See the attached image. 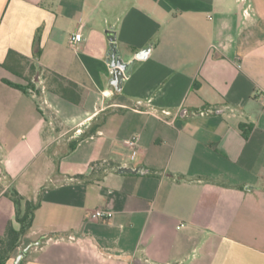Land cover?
Here are the masks:
<instances>
[{"label": "crops", "instance_id": "obj_1", "mask_svg": "<svg viewBox=\"0 0 264 264\" xmlns=\"http://www.w3.org/2000/svg\"><path fill=\"white\" fill-rule=\"evenodd\" d=\"M107 30L147 48L120 90ZM35 40L29 85L2 63ZM262 90L264 0H0V234L14 187L38 203L20 264H264Z\"/></svg>", "mask_w": 264, "mask_h": 264}, {"label": "trees", "instance_id": "obj_2", "mask_svg": "<svg viewBox=\"0 0 264 264\" xmlns=\"http://www.w3.org/2000/svg\"><path fill=\"white\" fill-rule=\"evenodd\" d=\"M34 59L30 60L10 49L2 65L11 72L21 76L29 85L35 76H38L40 68L34 63L40 54L39 43L35 40ZM53 90L63 98L75 101L77 85L55 73H47ZM10 85L24 90L27 86L7 81ZM247 136V133H244ZM1 191V189H0ZM8 197L15 209L14 220H8L4 232L0 234V264H7L8 260L14 258L21 247L24 235L30 230L33 221L34 210L38 203L26 199L16 188L10 187L3 192ZM15 223L19 226L15 227Z\"/></svg>", "mask_w": 264, "mask_h": 264}, {"label": "water", "instance_id": "obj_3", "mask_svg": "<svg viewBox=\"0 0 264 264\" xmlns=\"http://www.w3.org/2000/svg\"><path fill=\"white\" fill-rule=\"evenodd\" d=\"M106 33L110 41V48L107 54V63L111 68V84L116 90H120L122 86V81L125 77L130 74L133 64L137 60L143 59L146 56L147 48L137 52L131 61L125 62L120 58L119 51L116 48L114 31L107 30ZM22 255L23 251L19 252V254L15 258L14 264H20Z\"/></svg>", "mask_w": 264, "mask_h": 264}, {"label": "built area", "instance_id": "obj_4", "mask_svg": "<svg viewBox=\"0 0 264 264\" xmlns=\"http://www.w3.org/2000/svg\"><path fill=\"white\" fill-rule=\"evenodd\" d=\"M243 1V0H241ZM247 11V8L244 9V12ZM81 40V33L76 31L70 36V43L74 45L75 43ZM262 96L264 97V90L261 91ZM263 110H264V100H263ZM165 114H168L169 111L164 110ZM127 145L132 149L131 157L133 158L136 154V141L134 138L126 140ZM91 218L93 219H107L112 216V211L107 208H96L90 211Z\"/></svg>", "mask_w": 264, "mask_h": 264}, {"label": "rangeland", "instance_id": "obj_5", "mask_svg": "<svg viewBox=\"0 0 264 264\" xmlns=\"http://www.w3.org/2000/svg\"><path fill=\"white\" fill-rule=\"evenodd\" d=\"M41 76H42V74H41ZM34 79H37V76H35ZM12 262H13V260H11V263L10 264H12Z\"/></svg>", "mask_w": 264, "mask_h": 264}]
</instances>
